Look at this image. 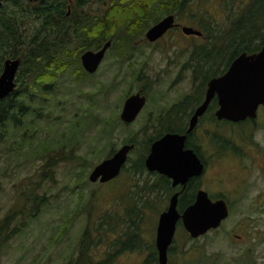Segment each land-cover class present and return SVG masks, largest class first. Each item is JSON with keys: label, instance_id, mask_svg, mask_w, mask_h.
I'll use <instances>...</instances> for the list:
<instances>
[{"label": "rangeland", "instance_id": "374dc122", "mask_svg": "<svg viewBox=\"0 0 264 264\" xmlns=\"http://www.w3.org/2000/svg\"><path fill=\"white\" fill-rule=\"evenodd\" d=\"M249 1L196 0L176 19L203 31H223L217 33L221 37L231 30L230 21L248 7ZM93 7L101 8L102 3ZM190 12L195 14L191 16ZM25 21L30 26L37 24L31 17ZM258 21L263 28L264 16ZM145 31L133 39L135 47L126 55H118L110 44L98 70L80 78L83 81L76 78L81 74L73 75L71 69L58 72L53 81L55 90L43 111L46 118H24L25 127L10 130L2 147L24 150L18 155L0 153V220L7 210H19L33 194H45L47 201L38 211H27V215L34 213L27 218V225L8 224L7 234L16 231L0 239V264L73 263L87 226L92 241L84 251L92 256V263L106 259L109 264L144 261L147 245L155 238L157 217L168 198L162 179L147 171L133 172L132 165L156 131L152 129L156 123L152 114L182 96L196 94L202 76L195 69L199 63L193 57L202 51L196 54L194 47L206 42L204 36L185 35L176 28L150 43L144 38ZM139 90L144 92L146 102L133 122L123 123L119 119L122 103L127 95ZM19 99L27 100L23 95ZM257 115L260 120L257 118L250 128L246 124L206 125L207 120L197 128L194 137L199 145L211 144L209 133L216 131L219 138L240 148L242 159L236 151H221L217 173L202 176L204 188L211 196L219 194L226 201L229 214L214 231L194 240L179 224L168 264L263 263L264 110L259 108ZM174 122L186 123L187 117ZM132 137L137 145L116 180L83 183L76 177L85 166L88 174L93 165L110 155L109 150H116ZM21 139L24 143L18 146ZM49 144L54 146L45 149ZM129 218L137 220L138 228L128 223ZM129 230L140 233L144 248L118 252L119 242ZM83 261L88 264L85 256Z\"/></svg>", "mask_w": 264, "mask_h": 264}, {"label": "trees", "instance_id": "16d2710c", "mask_svg": "<svg viewBox=\"0 0 264 264\" xmlns=\"http://www.w3.org/2000/svg\"><path fill=\"white\" fill-rule=\"evenodd\" d=\"M195 1L2 0L0 4V74L6 58L19 57L20 64L15 76V88L0 100V153L7 154V151H11L13 155H18L23 152V148L15 146L3 148L2 144L8 136L10 137L11 129L16 131L25 127L24 118L28 119L33 116L38 120L46 118L43 111L45 104L49 101V94L55 90L56 84L53 81L58 72L66 68L71 69L73 75L81 74L79 78L76 77L80 81H83L80 78L88 76V73L81 68L79 60V56L84 50L98 49L107 40H111L110 48L115 49L118 55L122 53L126 55L135 47L133 39L139 38L146 28L167 14H174L177 18V14L185 11ZM97 3H102V7H93ZM260 11L261 13H259ZM194 14V12H190L191 16ZM262 15L264 16V0H250L248 7L240 12L233 21H230L231 30L229 29L221 37H218L221 34L217 33L223 31L213 32L214 30L211 28L203 31L202 28L198 27L206 41L202 47H194L196 54L202 51L200 56L193 57V60L199 63L198 66L195 65V69H198L202 76L201 87H204L209 77L221 74L239 53L243 51L251 53L260 49L264 42V26L263 28L259 26L258 19ZM28 17L37 19V24L30 26L29 21H25ZM213 38H217L215 40L219 41V45L215 40H212ZM206 64H208L206 69L202 70ZM222 64L223 67H221ZM201 91L202 88H200L198 95H202ZM20 95L25 96L27 100L21 101ZM174 120L166 124L163 129L166 131H183L185 123H176ZM150 141L151 138L147 140L143 150H140V155L133 162V172L142 173L146 171L144 157ZM128 142L134 143L135 140L132 137L128 139ZM23 143L24 139H21L18 146ZM50 146L54 145H45L44 148L48 149ZM113 151V149L109 150V154L111 155ZM86 169L85 166L84 169L79 170L77 173L80 174L76 176L83 183L89 181ZM43 175L42 172L41 179ZM114 180L116 178L110 181ZM163 183L168 195L170 190L167 188L168 183L165 180ZM31 197L33 198L27 200V203L19 210L9 209L6 211L4 218L0 220L1 240L6 239L9 233H15L16 228L7 234L10 222L21 226L27 225V218L34 214L31 212V215H27V211L35 209L36 212L38 207L47 201L45 194L42 196L33 194ZM181 206L182 201L180 202ZM20 215L27 216L20 218ZM128 223L138 228L137 220L129 218ZM214 230L212 229V231ZM124 237L119 242L118 252L126 249L139 250L144 248L140 233L129 230L124 234ZM88 241L92 240L90 228L87 226L79 240L80 251L76 260L66 264H86L84 261L82 262L84 256L88 264H109L107 259L95 263L91 262L92 256L84 251L89 245ZM172 244L167 250L168 259ZM141 264H158L154 241L147 245V255Z\"/></svg>", "mask_w": 264, "mask_h": 264}, {"label": "water", "instance_id": "95a60500", "mask_svg": "<svg viewBox=\"0 0 264 264\" xmlns=\"http://www.w3.org/2000/svg\"><path fill=\"white\" fill-rule=\"evenodd\" d=\"M174 21V14L163 16L145 31V40L153 43L173 27H179L185 35H202L197 28ZM110 44V40H107L97 50H84L80 55L82 68L89 73L95 72ZM19 64V57L4 60L0 74V100L15 88V76ZM214 95L218 98L219 108L215 113L218 119L239 121L256 116L257 107L264 105V42L255 52L239 53L222 74L208 80L204 100L189 118L185 134L165 132L152 141L149 152L144 158V166L148 171H157L166 175L172 180V185L183 184L189 176L201 173L202 164L190 150L183 148L184 140L186 134L195 127L198 117L204 113ZM145 100V96L140 91L128 95L121 108L120 120L124 123L133 122L143 108ZM133 148V143H123L110 156L101 159L88 173L89 181L106 183L116 178ZM178 194L175 192L170 196L167 206L157 217L154 244L158 264H167V250L173 242L178 224L182 225L191 238H198L209 230L219 227L228 216L225 200L218 198L212 201L203 190H199L195 200L179 212Z\"/></svg>", "mask_w": 264, "mask_h": 264}, {"label": "flooded vegetation", "instance_id": "af4514ba", "mask_svg": "<svg viewBox=\"0 0 264 264\" xmlns=\"http://www.w3.org/2000/svg\"><path fill=\"white\" fill-rule=\"evenodd\" d=\"M174 22H176V23L178 22L176 17H175V21ZM178 23L181 24L180 22H178ZM176 28H179V27H173L171 29H176ZM171 29H169L168 31H170ZM168 31H166V33H164L162 37H164L168 33ZM162 37L158 38L155 41H158ZM92 50H97V49H92ZM79 59H80V56H79ZM99 66H100V64H99ZM99 66L97 67L95 72L98 70ZM221 67H223V64L221 65ZM227 67L224 69V71L227 69ZM95 72H93V73L87 72L88 73L87 77L93 75ZM214 76H218V75H214ZM214 76H211V77H214ZM210 78H208V80ZM208 80L205 82L204 87L203 86L201 87V82L200 81L198 82V86L196 87V90H197L196 94L182 96V97L179 98V100H177V101L173 102L172 104L168 105L167 108L166 107H162L159 110V112H157L156 115L152 114L153 121L156 122L153 125L152 129H156V131L152 134V138H151V141H150V144H149V148H150V145H151L152 141H154L155 139H157L160 136H162V134H164L165 132H175V133H180V134H185L186 133V130H187V127H188L189 118L193 114L195 108L204 100L206 84H207ZM200 88L203 89V95H198L199 91H200ZM141 94L145 96L144 92H141ZM145 99H146V96H145ZM145 102H146V100H145ZM122 105H123V103H122ZM218 108H219L218 98H217V95H214L210 99V101H209L204 113L198 117L197 124L192 129V131H190L189 133L186 134V138L184 140V147L183 148L187 149V150H190L192 152V154L196 157V159L203 166L202 171H201V173L199 175H191V176H189L183 184L179 183V184H176V185H172V180L170 178H168L166 175L160 174L157 171H148L146 169L147 174L153 175L155 178H157V177L162 178L163 180L167 181V183H168L167 188H170V190L168 191V195H167V192H166V195L168 196V198H170V196L172 194H174L175 192L179 193L178 194V200H177V208H178L179 212H182L188 205H190L195 200L197 192L199 190L205 191L207 193L208 197L212 201L216 200L218 198H222V197L219 196V194L215 195V196H211L209 194V192L207 191V189L204 188V186H203L204 177L202 178V176L204 174L206 175L208 173L209 174H216L217 173V171L215 170V167L218 166V164L216 162L218 160H220L219 153L221 151H226V152H227V150L232 151V152L236 151L237 154L242 159V155L240 153V148H237V146L231 145V143L229 141L224 140L223 138H219L218 137V132H216V131L209 133L210 136H211V139H212V143L211 144L209 143V144L199 145L197 143L196 138L194 137V134H195L197 128L204 123V120H207L206 125L215 124L217 127L219 126L220 123H223V124H227V125L246 124L248 126V128H250L251 126L255 125L257 118L260 120V118L257 115V112H258L259 108L261 109V112H262L264 110V105H259L257 107L256 116L254 118L246 117L245 119L239 120V121H231V120H228V119H225V118L218 119L216 117V115H215L216 110ZM120 112H121V110H120ZM119 115H120V113H119ZM150 116H151V114H150ZM182 116H186L187 119H188V121L185 123V127L183 128V131H181V130H180L181 132H179V131H166V129H163V128H165L166 124H168L169 122L171 123V120H174L176 118L177 119H182ZM234 128H235V126L232 127L233 131H234ZM206 133H208V132H206ZM125 143H129V142H125ZM133 144H134V146H136L135 142ZM149 148H148L147 153L145 154V156L148 154ZM133 149H132V151H133ZM128 159L129 158H127L126 163L128 162ZM210 162H212V166H210L208 168ZM124 167H125V165L123 166V168ZM181 201H182V206L180 207V202ZM166 206H167V204H166ZM227 206H228V204H227ZM228 214H229V208H228ZM236 236L240 237L238 235H236ZM262 260H263L262 264H264V257H263Z\"/></svg>", "mask_w": 264, "mask_h": 264}]
</instances>
